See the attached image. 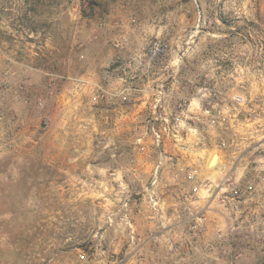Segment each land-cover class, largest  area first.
<instances>
[{
  "label": "rangeland",
  "instance_id": "rangeland-1",
  "mask_svg": "<svg viewBox=\"0 0 264 264\" xmlns=\"http://www.w3.org/2000/svg\"><path fill=\"white\" fill-rule=\"evenodd\" d=\"M0 264H264V0H0Z\"/></svg>",
  "mask_w": 264,
  "mask_h": 264
},
{
  "label": "crops",
  "instance_id": "crops-1",
  "mask_svg": "<svg viewBox=\"0 0 264 264\" xmlns=\"http://www.w3.org/2000/svg\"><path fill=\"white\" fill-rule=\"evenodd\" d=\"M170 142H173V141L170 140L167 143L168 144V151H169L170 155H172L171 158H173L174 160L176 159V162L173 160L172 161L169 160L170 162L169 161L165 162V165L168 164V166L166 167L165 172H164L165 174H169V173L175 174V172L177 171V169L179 167V164H182V163L190 164V163H192L193 159L195 158L193 149H188L187 151L183 152V149L178 150L177 146H173L174 143H170ZM178 148H180V147L178 146ZM217 157H218V155H217ZM218 160H219V168H223V166H226L227 160H226V156L224 155V153H223V155H222V153L219 154ZM209 162H210V160H208L207 164H209ZM167 168H168V170H167ZM165 232H166V230H165Z\"/></svg>",
  "mask_w": 264,
  "mask_h": 264
},
{
  "label": "built area",
  "instance_id": "built-area-1",
  "mask_svg": "<svg viewBox=\"0 0 264 264\" xmlns=\"http://www.w3.org/2000/svg\"><path fill=\"white\" fill-rule=\"evenodd\" d=\"M234 100H235L236 103H241V102L244 101V97L241 96V95H235L234 96ZM156 140H157L158 144H161L163 142V135H162L161 132L156 131ZM188 177L190 179H193L195 177V171L194 172H190L188 174ZM194 190L197 191L198 187L195 186ZM236 192H238V191H236ZM198 219H199V222L197 224H195V227L199 228L200 230H204L205 224L207 222V216L206 215H202Z\"/></svg>",
  "mask_w": 264,
  "mask_h": 264
},
{
  "label": "water",
  "instance_id": "water-1",
  "mask_svg": "<svg viewBox=\"0 0 264 264\" xmlns=\"http://www.w3.org/2000/svg\"><path fill=\"white\" fill-rule=\"evenodd\" d=\"M43 126H45V123L43 124ZM215 156H216V154L212 157V159H211V163L214 162Z\"/></svg>",
  "mask_w": 264,
  "mask_h": 264
},
{
  "label": "bare ground",
  "instance_id": "bare-ground-1",
  "mask_svg": "<svg viewBox=\"0 0 264 264\" xmlns=\"http://www.w3.org/2000/svg\"><path fill=\"white\" fill-rule=\"evenodd\" d=\"M214 156V155H213ZM216 157H217V155L215 156V159H214V161L216 160Z\"/></svg>",
  "mask_w": 264,
  "mask_h": 264
}]
</instances>
